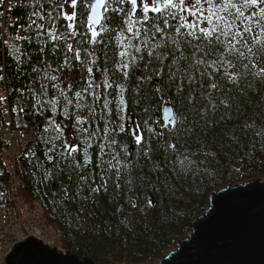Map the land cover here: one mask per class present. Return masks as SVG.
<instances>
[{
	"label": "snow or ice",
	"instance_id": "6c2138e0",
	"mask_svg": "<svg viewBox=\"0 0 264 264\" xmlns=\"http://www.w3.org/2000/svg\"><path fill=\"white\" fill-rule=\"evenodd\" d=\"M15 6L13 0H0V9H4L0 11V35L12 27H5L3 18ZM23 6L29 9L26 26H18L24 34L3 39L7 54L17 65L23 64L24 52L18 42L35 38L41 53L50 45L51 54L62 57L56 68L47 60L40 61L51 69L43 79L56 95L42 99L49 93L43 83L39 89L26 86V90L35 100V114H42L44 106L50 105L51 116L46 117L48 127L44 131L50 127L57 134L55 139L64 137L63 153L71 157L80 150L68 142L66 129L83 143V165L78 167L94 164L100 168L105 190L111 179L107 173L113 171L117 187L123 178L122 169L128 172L126 182L135 183L133 162L120 155L128 152L123 141L134 143L138 155L148 160L152 159L153 141L162 142L165 160L163 167L154 165L155 181L141 178L142 182L147 179L154 194L162 191V183L167 184V179L161 181L165 169L177 178L203 174L206 169L201 165H207L209 158L216 159L218 153L206 143L196 152L181 151V147L193 136L206 141L221 121L230 119V93L236 89L244 94L242 79L252 75L264 82V67H258L257 60L258 55L264 57V0H24ZM113 39L116 50L110 57L107 49ZM101 56L103 65L97 63ZM65 69L67 79L52 74ZM4 71L0 67V81L5 80ZM32 71L37 72V68ZM134 73L136 97L144 95L145 85L152 87L153 97L168 96L165 103L171 106L166 122L152 119L151 105L142 106L145 116L140 120L130 111L126 93ZM81 80L83 84H79ZM77 85L80 90L74 91ZM17 92L25 94L19 89ZM7 100V96H0V104ZM136 102L139 105V99ZM58 108L67 123L57 122ZM221 110L224 115L218 120L216 114ZM11 111L24 112V108ZM188 113L194 114L191 119ZM255 135L264 142V123ZM55 147L53 144L49 151ZM89 149L96 152L95 162ZM198 155L203 159L197 162L193 157ZM99 191L100 186L92 188L93 193ZM152 206L153 201L147 200L145 211ZM131 207L137 208V204L133 202Z\"/></svg>",
	"mask_w": 264,
	"mask_h": 264
},
{
	"label": "trees",
	"instance_id": "16d2710c",
	"mask_svg": "<svg viewBox=\"0 0 264 264\" xmlns=\"http://www.w3.org/2000/svg\"><path fill=\"white\" fill-rule=\"evenodd\" d=\"M13 2L16 6L3 18L5 27L9 24L12 27L4 35H0V67L5 69L2 73L5 80L0 81V96L8 97L6 104H0V193L3 194L0 195V202L1 205L6 203L11 176L3 158V151L9 148V144L2 140V127L8 110L12 132H31L30 142L21 148L16 173L22 182L24 205L30 212L33 211L32 216L35 219H39L58 236L52 249L79 259L88 258L97 264H154L187 235L191 223L203 213L214 191L228 185L235 186L256 178H264V142L255 135L264 123V82L248 75L241 81L244 94L236 89L230 93V119L221 121L215 131L208 134L206 141L193 136L180 149L196 152L202 144L211 145V150L218 155L214 160L209 158L207 165H201L202 170L206 169L203 174L193 176L189 173L177 178L169 176L165 169L161 181L167 179V184L162 183V191L154 194L147 179L142 182L141 178L150 177L155 181L156 167H163L165 160L162 142L158 144L153 141L152 159L148 160L138 155L139 149L134 143L123 141L122 143H127L128 152L120 155L122 159L133 162L135 171L132 176L135 183L129 185L126 182L128 172L122 169L123 178L119 181L120 187H117L116 173L113 171L107 173L111 179L108 180L105 190L104 180L101 179L104 173L100 168H95L94 164L78 167L83 165V143L71 129L65 130V136L70 144H76L80 149L71 157L63 153L64 137L55 139L57 134L50 127L47 132L44 131L48 127L46 117L51 116L50 105L44 106L45 111L42 114H35V100L32 93L27 92L26 86L39 89L41 83L46 84L49 93L42 99H50L56 95L48 81L43 79L45 72H51V69L46 68L40 61L47 60L52 68H56L62 63V57L52 55L50 45L45 47L47 54L41 53L33 38L31 42H18L24 52L21 57L24 63L17 65L13 61L11 55L7 54L3 39L17 33L24 34L18 26H26L29 11L23 6L24 0ZM111 23L114 25L116 21ZM115 50L113 39L108 45V55L111 57ZM99 51L98 49V53ZM97 63L103 65V56ZM108 66L112 67L111 60L108 61ZM33 67L37 68V72L32 71ZM241 71L246 70L241 67ZM66 73L67 69L63 73L52 72L53 75L67 79ZM82 75H86V72ZM96 75L99 76V73ZM79 84H83V80ZM128 87L126 98L131 101L130 111L135 118L140 120L145 116L142 106L151 105L152 119L163 123L162 110L168 96L164 95L163 99L159 95L153 97L152 87L145 85L144 95L136 97L135 73L128 82ZM77 88L78 85L74 86V91ZM17 89L25 94L20 96ZM19 107H23L24 112L11 111L12 108ZM59 112L58 108L57 122L67 123ZM84 115H87L86 110ZM188 115L191 119L194 114ZM222 115L223 110L216 114V118L219 120ZM247 124H252L253 127L246 128ZM232 136L238 140L233 141L230 138ZM53 144L56 147L49 151ZM89 153L95 162L96 152L89 149ZM109 158L105 157V160ZM193 159L198 162L203 157L198 155ZM97 186H100V191L93 193L92 188ZM149 199L153 201V206L145 211L146 201ZM133 202L137 204V208L131 207Z\"/></svg>",
	"mask_w": 264,
	"mask_h": 264
},
{
	"label": "water",
	"instance_id": "95a60500",
	"mask_svg": "<svg viewBox=\"0 0 264 264\" xmlns=\"http://www.w3.org/2000/svg\"><path fill=\"white\" fill-rule=\"evenodd\" d=\"M165 104L163 121H167ZM191 233L157 264H264V181L257 178L213 192ZM7 264H97L60 254L40 240L27 238L13 246Z\"/></svg>",
	"mask_w": 264,
	"mask_h": 264
},
{
	"label": "built area",
	"instance_id": "2783aa9c",
	"mask_svg": "<svg viewBox=\"0 0 264 264\" xmlns=\"http://www.w3.org/2000/svg\"><path fill=\"white\" fill-rule=\"evenodd\" d=\"M10 123L11 118L8 115L2 127V140L9 144V148L3 151V158L7 162L11 176L7 194L8 205L3 209L0 208V264H7L6 257L17 243L24 242L27 238L43 241L45 234L42 226L37 224V220L23 204L22 182L16 173L21 148L30 142L31 132L23 130L12 132ZM10 238L15 239L14 243L7 245L6 240Z\"/></svg>",
	"mask_w": 264,
	"mask_h": 264
},
{
	"label": "rangeland",
	"instance_id": "374dc122",
	"mask_svg": "<svg viewBox=\"0 0 264 264\" xmlns=\"http://www.w3.org/2000/svg\"><path fill=\"white\" fill-rule=\"evenodd\" d=\"M257 60H259L260 61V63H259V65H258V67H264V59L262 58V57H260L259 55H258V57H257ZM78 90H80L79 88H77V91ZM257 179V178H256ZM255 179V180H256ZM262 181H264V178H260ZM218 191V190H217ZM217 191H214V192H217ZM208 206H209V201L207 202V204H206V207H205V209H204V211H203V213L201 214V215H203L204 214V212L207 210V208H208ZM31 211V210H30ZM33 213V211L31 212V214ZM34 214V213H33ZM200 215V216H201ZM200 216H198V217H200ZM197 217V218H198ZM196 218V219H197ZM37 219V218H36ZM39 219H37V224H39L40 226H42V228L44 229V231H45V234H43V241H41V242H43L44 244H47L49 247H53L54 245H56V241H57V239H58V236L55 234V233H52L51 232V230L44 224V223H41L40 222V220L38 221ZM47 227V229H46V227L44 226V225ZM49 231V232H48ZM189 233H190V231H189ZM188 233V234H189ZM187 234V235H188ZM187 235L186 236H184L183 238H186L187 237ZM14 238H10V239H8V240H6V244L7 245H11L12 243H14ZM173 249H175V247L173 248ZM172 249V250H173ZM172 250H170V251H172ZM159 261V260H158ZM158 261H156V262H158ZM155 262V263H156ZM154 263V264H155ZM157 264V263H156Z\"/></svg>",
	"mask_w": 264,
	"mask_h": 264
},
{
	"label": "clouds",
	"instance_id": "9594fccd",
	"mask_svg": "<svg viewBox=\"0 0 264 264\" xmlns=\"http://www.w3.org/2000/svg\"><path fill=\"white\" fill-rule=\"evenodd\" d=\"M8 115L10 116L9 111H8ZM10 117H11V116H10ZM235 186H238V185H235ZM224 188H226V187H224ZM224 188H222V189H224ZM220 190H221V189H220ZM189 231H190V233H191V228H190ZM188 233H189V232H188ZM188 233H187V234H188ZM190 233H189V234H190ZM189 234L187 235V237L189 236ZM185 236H186V235H185ZM187 237H186V238H187ZM182 239H184V238H182ZM182 239H181V240H182ZM36 240H39V239H36ZM40 241H41V240H40ZM177 244H178V242H177ZM177 244H176V246H177ZM176 246H175V248H176ZM171 250H172V249H171ZM169 252H170V251H169ZM169 252H168V253H169ZM168 253H167V254H168ZM167 254H166V255H167ZM166 255H165V256H166ZM165 256H164V257H165ZM156 263H157V262H156ZM156 263H155V264H156Z\"/></svg>",
	"mask_w": 264,
	"mask_h": 264
}]
</instances>
